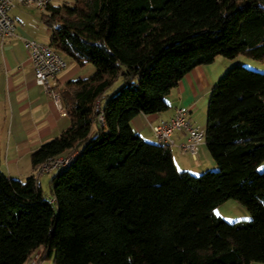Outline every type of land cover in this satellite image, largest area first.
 Here are the masks:
<instances>
[{"label":"trees","instance_id":"1","mask_svg":"<svg viewBox=\"0 0 264 264\" xmlns=\"http://www.w3.org/2000/svg\"><path fill=\"white\" fill-rule=\"evenodd\" d=\"M73 2L51 4L43 20L51 46L95 74L67 85L71 126L31 160L40 171L77 157L46 194L35 176L10 178L0 153V264H29L40 249L55 264H264V71L231 68L211 95L205 142L218 171L178 170L170 147L132 125L167 112L172 89L200 66L264 63V0ZM232 199L249 221L215 214Z\"/></svg>","mask_w":264,"mask_h":264},{"label":"crops","instance_id":"2","mask_svg":"<svg viewBox=\"0 0 264 264\" xmlns=\"http://www.w3.org/2000/svg\"><path fill=\"white\" fill-rule=\"evenodd\" d=\"M52 4L60 6L62 4ZM74 2H71L73 5ZM47 13L33 7L17 6L11 11L16 23V36L0 40V153L2 170L10 177L25 181L31 176L38 179L42 190H51L52 174H41L32 166L31 156L45 143L61 136L70 126L68 115H63L45 90L37 84L34 65L30 59L25 40L51 45L53 30L46 25L43 17ZM67 68L59 75L58 84L67 85L78 79H86L95 74V68L81 66L73 58L62 56ZM200 66L188 73L172 89L166 101L170 108L167 112L153 115L139 114L132 125L134 130L147 142L160 144L153 127L168 122L175 115L177 108L188 110V121L194 127L195 115L206 111L217 84L234 62ZM263 71V70H262ZM105 101L101 102L104 106ZM65 104V103H64ZM207 124L204 130L206 132ZM197 128V127H196ZM199 128V127H198ZM200 129V128H199ZM175 146L172 153L180 171L198 176L206 170L218 169L206 142L197 153L192 155L183 149L188 143L185 132L174 135ZM207 148L209 153L203 151ZM204 152V153H203ZM199 173V174H198ZM45 192V191H44ZM50 191L47 193L49 194ZM44 255L42 260H37ZM54 253L40 249L29 264H55Z\"/></svg>","mask_w":264,"mask_h":264},{"label":"built area","instance_id":"3","mask_svg":"<svg viewBox=\"0 0 264 264\" xmlns=\"http://www.w3.org/2000/svg\"><path fill=\"white\" fill-rule=\"evenodd\" d=\"M51 4L52 0H0V40L5 41L16 36V23L11 16L14 8L25 6L46 11ZM25 45L34 65L37 84L52 97L59 110L66 116L67 111L63 100L64 87L58 84L59 75L67 68L66 61L51 45L33 40H25ZM97 107L101 109L100 102ZM98 119L101 125H104V114L101 110ZM153 131L159 142L171 149L175 146L174 135L177 132H185L188 143L183 145V149L194 156L205 142V132L190 124L186 108H177L172 119L153 127ZM76 157L77 153L50 159L40 168V173L66 170L73 164Z\"/></svg>","mask_w":264,"mask_h":264},{"label":"rangeland","instance_id":"4","mask_svg":"<svg viewBox=\"0 0 264 264\" xmlns=\"http://www.w3.org/2000/svg\"><path fill=\"white\" fill-rule=\"evenodd\" d=\"M72 1L73 0H54L55 4H68V5H71ZM222 61H225L226 63L234 62L235 64L231 68H234L236 66H243L245 68L252 69V70H261V71L263 70L264 71V63L263 62L257 61V60H252L250 58L243 57V56L239 57L237 59H234V60H228L226 58L220 57V58H218L216 63H221ZM87 67L94 69V66L92 64H88ZM227 72L224 73V76L227 74ZM88 78H90V77H88ZM120 84H121V82H118L116 84L115 88H117ZM111 92H112V90L110 91V94H111ZM208 109L206 111L198 112L195 115V123L194 124L197 128L199 127L200 130L201 129L204 130V128L207 124ZM203 151H205L206 153H209L207 148H203ZM218 170H219V168L216 170H210V171H218ZM259 171L260 172L264 171V163L259 167ZM57 174H58L57 172H54V173H52V175H50V177H52L53 175L55 176ZM202 174L203 173H200L198 176H201ZM44 191L47 194L50 191V189L48 187H45ZM215 214L222 217L225 221L230 222V223L247 222L251 219V215H250L249 211L247 210V208L244 207L237 200H233V199L228 200L227 202H225L224 204H222L221 206L216 208Z\"/></svg>","mask_w":264,"mask_h":264}]
</instances>
